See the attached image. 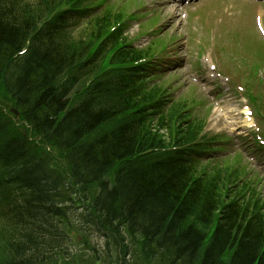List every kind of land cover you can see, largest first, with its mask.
Wrapping results in <instances>:
<instances>
[{"label": "trees", "instance_id": "obj_1", "mask_svg": "<svg viewBox=\"0 0 264 264\" xmlns=\"http://www.w3.org/2000/svg\"><path fill=\"white\" fill-rule=\"evenodd\" d=\"M53 6L0 0L1 103L19 109L41 139L31 140L0 108V207L9 210L0 264H59L69 253L61 206L76 196L74 207L83 204L98 230L125 248L129 233L148 263L264 264V215L219 191L218 177L194 176L181 153H156L193 141L196 125H182L178 108L165 113L163 99L148 102L129 80L102 75L96 58L84 62L82 41L46 35ZM110 18L96 20L95 37L106 34ZM139 57L124 51L113 63ZM161 130L176 137L167 142Z\"/></svg>", "mask_w": 264, "mask_h": 264}, {"label": "rangeland", "instance_id": "obj_2", "mask_svg": "<svg viewBox=\"0 0 264 264\" xmlns=\"http://www.w3.org/2000/svg\"><path fill=\"white\" fill-rule=\"evenodd\" d=\"M243 1L246 4L240 9L236 0H207L204 4L205 7L200 6L196 9L197 11L192 10L188 18V25L185 26L180 24L175 9L169 6L165 7L166 4H157L158 9L153 10L152 7L159 3L157 0H111L109 3L113 13H124L125 20L122 29L125 28V34L131 39L130 43L133 42L134 47H146L157 39H163L159 49H165L167 46L165 51L169 52V56L160 63L162 67L159 73L166 72L162 79V82H166L163 86L167 87L170 84L179 96L186 95L191 90H194L198 96H202V99L198 101L201 108L196 110L197 114L203 113L208 122L206 133L210 137L216 136V139L223 143L227 142L226 133L231 136V129L228 128L227 121L222 119L220 113L216 109L213 110L210 97L206 96L201 86L194 83L193 75L200 68L199 59L213 55L211 50L214 46L216 50H222L220 53L226 56L224 58L228 67L234 68L235 63L239 61L238 57L249 58L251 53L257 52L256 50L264 52V40L261 39L253 18V12H260V10H257L254 4ZM151 13H156L153 18L150 16ZM157 16L160 24L154 26L150 18L154 20ZM262 18L264 20V16ZM145 26L152 27V29L144 34L142 28ZM211 29H213V33H210ZM156 34L158 36L151 40ZM175 39H179L178 44ZM172 40L175 42H171ZM233 47L240 52V56L237 53L233 57L227 54L226 50ZM231 60L234 61L231 62ZM244 62L247 65V71L255 73L253 72V62L250 59H246ZM230 72H233V68H230ZM262 72L264 74V71ZM158 82L159 80L156 81V83ZM225 98L230 99V97ZM234 109L233 116H236L237 108ZM237 141L231 138L227 143H230L229 147L234 148ZM227 143L224 149L228 150ZM224 155L226 154L217 153L215 157ZM251 167L254 168L252 165ZM76 212L72 211L62 224L63 232L72 238L70 244L78 256L76 264H93L100 256L104 257L102 263L109 260V264H118L117 260L124 257L125 254L121 250L122 244L112 235L97 233L94 224H87L80 218V213L76 214ZM126 236L125 246L130 249L137 246L133 264H165L157 259L148 263L152 260L146 257L139 242L128 234ZM133 243L136 244L133 246ZM127 259L129 260L130 257L128 256ZM59 264L68 263L61 260Z\"/></svg>", "mask_w": 264, "mask_h": 264}]
</instances>
